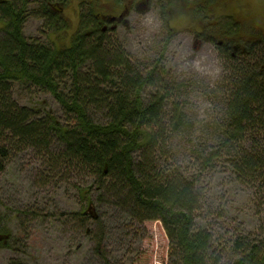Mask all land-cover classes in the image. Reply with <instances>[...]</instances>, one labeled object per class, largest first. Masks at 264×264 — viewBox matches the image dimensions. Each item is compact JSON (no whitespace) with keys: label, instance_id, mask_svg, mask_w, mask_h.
I'll list each match as a JSON object with an SVG mask.
<instances>
[{"label":"trees","instance_id":"obj_1","mask_svg":"<svg viewBox=\"0 0 264 264\" xmlns=\"http://www.w3.org/2000/svg\"><path fill=\"white\" fill-rule=\"evenodd\" d=\"M35 3L39 7L34 11ZM65 5V0H0V172L12 152L33 148L52 172L93 176L92 187L101 192V200L104 193L109 195L118 214L141 223L161 222L176 259L173 264H219L208 258L212 235L197 223L198 181L177 168L171 154L179 139L175 135L192 128L176 89L160 81L158 69L142 75L132 68L127 53L99 30L96 17L83 19L85 31L69 49L25 37L30 18L60 31ZM232 20L231 30L221 37L227 45L221 53L231 73L225 138L208 144L210 150L200 145L197 160L209 168L227 155L225 161L238 179L257 185L264 206V38H246L245 31L236 36ZM235 43L242 49L232 55L228 47ZM19 83L50 93L67 122L18 106L12 90ZM147 87L156 91L145 101ZM90 189L81 193L88 196ZM87 212L76 217L85 218ZM232 251L236 264H264V239L248 244L237 240Z\"/></svg>","mask_w":264,"mask_h":264},{"label":"rangeland","instance_id":"obj_2","mask_svg":"<svg viewBox=\"0 0 264 264\" xmlns=\"http://www.w3.org/2000/svg\"><path fill=\"white\" fill-rule=\"evenodd\" d=\"M65 1L59 13L64 20L57 26L60 31L42 19L30 18L25 37L57 50L69 49L77 34L85 31L83 19L95 20L98 14L116 16L127 5L128 10L121 12L125 21L108 37L127 53L132 68L142 75L158 69L160 81L176 89L192 128L175 135L179 139L172 144L171 154L177 168L198 181L197 223L213 238L209 260L236 264L233 243L264 239V206L257 198L262 196L255 190L257 185L239 180L232 172L225 161L227 155L209 168L201 167L197 158L203 149L200 145L210 150L208 144L225 138L224 105L231 73L229 60L221 53L226 48L221 37L231 30L233 19L236 36L245 31L246 38H251L249 34L264 38V0ZM38 7L35 3L31 9ZM12 91L18 106L67 122L50 93L20 83ZM144 91L143 99L148 101L156 90L147 87ZM59 147L55 145L53 151ZM16 151L0 172V264L175 262L161 222L141 223L120 215L107 193L100 199L93 176L67 174L63 169L52 172L33 148ZM89 188L88 196L81 193ZM89 206L92 209L85 218L76 217Z\"/></svg>","mask_w":264,"mask_h":264},{"label":"flooded vegetation","instance_id":"obj_3","mask_svg":"<svg viewBox=\"0 0 264 264\" xmlns=\"http://www.w3.org/2000/svg\"><path fill=\"white\" fill-rule=\"evenodd\" d=\"M129 4V3H128ZM124 10H128L127 9V5H124ZM124 10H121L120 13L116 16L113 15H106V14H99L96 16V21L97 24H99V30L107 35H110V30L114 29L115 27H119V25L125 21V16H123V12ZM223 45V43L221 44ZM240 50L239 47H235L233 50H231L232 55H234L236 52H238Z\"/></svg>","mask_w":264,"mask_h":264}]
</instances>
